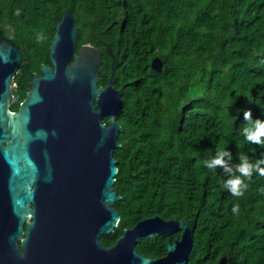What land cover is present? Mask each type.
<instances>
[{
  "label": "trees",
  "instance_id": "obj_1",
  "mask_svg": "<svg viewBox=\"0 0 264 264\" xmlns=\"http://www.w3.org/2000/svg\"><path fill=\"white\" fill-rule=\"evenodd\" d=\"M66 11L79 32L76 54L86 43L99 49L97 84L106 87L115 67L123 101L113 152L120 221L101 243L114 245L149 217L186 218L194 231L186 264H219L222 257L225 264H264V176L254 172L245 194L234 197L222 188L223 169L204 163L219 148L231 149L234 168L239 153L254 159L264 151L242 133L243 110L264 117V0H0V38L22 57L11 111L24 99L31 72L48 63ZM37 32L45 38L38 41ZM155 57L161 72L150 67ZM179 237L143 239L136 249L158 259Z\"/></svg>",
  "mask_w": 264,
  "mask_h": 264
},
{
  "label": "water",
  "instance_id": "obj_2",
  "mask_svg": "<svg viewBox=\"0 0 264 264\" xmlns=\"http://www.w3.org/2000/svg\"><path fill=\"white\" fill-rule=\"evenodd\" d=\"M78 36L74 16L64 12L48 48L50 65H41L17 111L10 110L12 80L22 57L0 38V264H186L194 239L186 218L149 217L110 247L100 241L120 221L113 152L123 101L115 67L108 85L98 86L102 52L86 43L76 54ZM150 67L161 72L163 62L155 57ZM176 232L165 256L137 252L139 241Z\"/></svg>",
  "mask_w": 264,
  "mask_h": 264
},
{
  "label": "clouds",
  "instance_id": "obj_3",
  "mask_svg": "<svg viewBox=\"0 0 264 264\" xmlns=\"http://www.w3.org/2000/svg\"><path fill=\"white\" fill-rule=\"evenodd\" d=\"M17 9V13H19ZM45 38L42 32H37L36 39L38 41ZM244 127L242 133L246 141L254 145L264 146V117H253L252 110H243ZM238 119V115L236 116ZM239 162L233 167V154L229 148H219L215 155L204 161L208 169L215 172L217 167H221L226 174L223 180L222 188L228 190L234 197H241L249 188L248 180L252 178L253 173L264 176V151L261 155L252 159L247 153L241 152L238 154ZM240 211V204L234 203L232 205L233 214H238Z\"/></svg>",
  "mask_w": 264,
  "mask_h": 264
},
{
  "label": "flooded vegetation",
  "instance_id": "obj_4",
  "mask_svg": "<svg viewBox=\"0 0 264 264\" xmlns=\"http://www.w3.org/2000/svg\"><path fill=\"white\" fill-rule=\"evenodd\" d=\"M43 64H45V63H43ZM46 65H50L49 64V62L46 64ZM32 73V78L35 76V75H41V72L39 73V74H36V73H33V72H31ZM32 78L30 79V83H31V80H32ZM30 87V86H29ZM29 90V88L27 89V91ZM26 91V92H27ZM25 95H26V93H25ZM25 98V97H24ZM19 107V106H18ZM17 110H18V108H17ZM17 110H15V111H17ZM105 120V119H104ZM103 120V121H104ZM25 228H26V224H24V226H23V230H25Z\"/></svg>",
  "mask_w": 264,
  "mask_h": 264
},
{
  "label": "rangeland",
  "instance_id": "obj_5",
  "mask_svg": "<svg viewBox=\"0 0 264 264\" xmlns=\"http://www.w3.org/2000/svg\"><path fill=\"white\" fill-rule=\"evenodd\" d=\"M14 88V85H13V83H12V89Z\"/></svg>",
  "mask_w": 264,
  "mask_h": 264
}]
</instances>
